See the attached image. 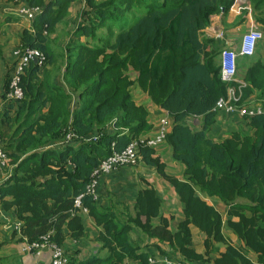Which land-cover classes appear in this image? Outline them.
Segmentation results:
<instances>
[{"label":"trees","instance_id":"1","mask_svg":"<svg viewBox=\"0 0 264 264\" xmlns=\"http://www.w3.org/2000/svg\"><path fill=\"white\" fill-rule=\"evenodd\" d=\"M78 1H22L42 12L23 31L19 47L41 50L47 63L43 67L30 63L22 75L23 100L9 99L20 107L15 111L9 101L10 111L3 114L8 133L0 131L2 145L14 165L0 183V212L15 211L22 240L39 241L52 233L51 241L64 247L68 239L85 235L81 209L75 207L76 199L84 195L82 207L101 228L96 239L108 255L78 260L70 254L69 264H147L151 256L131 238L133 227L167 241L173 255L179 252L180 259L191 264H264V113L243 118L253 135L234 133L221 143L209 135L218 115L217 101L237 83L223 82L218 42L202 35L211 18L226 17L236 0H106L105 7L85 0L89 10L64 48L62 79L49 82L48 66L55 60L49 35ZM133 8L141 11L128 21L125 15ZM253 13L264 30V0L254 4ZM15 64L6 78L4 97ZM245 83L244 103L255 89L264 91L260 61L248 68ZM135 85L173 119L165 142L173 158L184 165L183 178L166 174L165 164L153 156L154 148H142L140 161L156 167L179 197L184 219L174 233L171 219L161 215L163 201L153 188L139 191L133 215L122 221L115 212L100 210L87 194L101 162L153 128L146 108L133 98ZM66 86L78 96L73 107ZM193 117H204L201 130L187 123ZM69 132L76 137L64 143ZM97 134V140L85 141ZM196 188L218 197L228 215L237 217L229 219L228 227L242 248L227 241L222 214L199 198ZM190 225L206 236L204 254L193 247ZM217 245H225V250Z\"/></svg>","mask_w":264,"mask_h":264},{"label":"crops","instance_id":"2","mask_svg":"<svg viewBox=\"0 0 264 264\" xmlns=\"http://www.w3.org/2000/svg\"><path fill=\"white\" fill-rule=\"evenodd\" d=\"M23 0H0V131L6 132V124L2 123L3 114L10 111L9 98L5 92V82L8 74L13 68L15 58L13 56L14 50H16L21 42L22 33L26 29L31 28V22L25 18L18 16L17 11L22 4ZM78 3H75L70 9V20L69 22H74V13L78 7ZM236 5V3H235ZM235 5L232 7L229 14L225 17L223 15H215L211 18V25L203 31L202 39L214 38L221 45L232 46L233 42L230 41V35L235 30L234 26L237 25L234 20L237 18V8ZM86 6V4H85ZM236 12L234 17H232L233 12ZM232 17V18H231ZM77 18V17H76ZM232 21V22H231ZM68 20L65 21V24ZM76 22V21H75ZM250 25L261 26L254 16L249 21ZM257 23V24H256ZM59 23L58 25H60ZM75 25V23H74ZM76 26V25H75ZM74 26V27H75ZM236 27V30H240ZM239 27V26H238ZM73 28V27H72ZM234 29V30H233ZM74 28L69 32H73ZM56 31V30H55ZM217 32L224 34V39H219L215 37ZM58 32L49 35L52 41L58 37ZM234 39L240 42L241 38L239 34H233ZM229 37V38H228ZM48 38V43H49ZM240 38V40H239ZM236 42V41H235ZM236 43V46L239 43ZM64 50V49H63ZM256 63L260 61L264 65V40H262L256 51ZM252 58V57H251ZM65 60V58H64ZM248 60V59H240ZM238 62V65L240 63ZM253 63V64H254ZM251 65H247L242 69V75L247 73V70ZM61 77V75H60ZM133 79L136 78L134 73ZM245 83V80L242 81ZM246 84V83H245ZM68 93L72 94V107L76 104L78 96L72 92V90L67 87ZM132 95L139 106H144L149 113V121L153 128L150 132L144 133L141 136L152 137L154 136L160 125V121L163 118H168L172 125V117L169 113L155 105L149 98V96L141 91L136 85L133 86ZM74 102V103H73ZM249 105H261L264 102V91L263 89H255L251 97L246 101ZM13 110V109H12ZM11 110V112H13ZM12 114V113H11ZM187 123L192 126L196 131H199L203 127L204 117H193L187 120ZM248 120L243 119L238 114H225L219 113L216 116L215 124L212 126L210 131V137L216 142L221 143L231 137L234 133H242L246 135H253V130L248 127ZM1 135V133H0ZM154 157L159 158L161 162L165 164L166 174L171 177H177L182 179L184 176L185 167L181 163L177 162L173 158L172 148L164 142L158 147L154 148ZM13 168V166H12ZM9 175L4 173L3 169H0V183L4 182ZM146 188H153L156 190L157 195L162 199L163 204L161 206V215L165 218L171 219L170 230L171 232H176L180 221L184 219V214L182 211V204L176 194L171 183L167 181L158 172L157 168L154 166H149L144 162L140 161L135 166H126L118 169L117 171L102 176L99 180L98 185V200L97 206L103 211H113L117 214V217L122 220L127 219L129 215H133V204L138 196L139 191ZM196 194L199 198L207 202L210 206H213L217 211H219L224 219L223 234L227 241L235 246L236 248H242V242L233 233V231L228 227V221L230 218L228 215V208L222 203L218 197H209L203 194L198 188L195 189ZM117 202L124 204L128 207L125 209L123 206L117 205ZM80 215L83 219L85 226V235L79 239H68L64 245L68 254H74L76 259L85 260L91 258L95 255L105 257L108 255V251L102 250V244L97 241V236L101 231V228L96 226L94 218L89 214L81 210ZM234 221L237 217L232 218ZM18 220L15 215L14 210L1 211L0 212V264H51L52 252L49 249L44 250L41 255L29 254L23 252V241L20 233H16L12 229L14 222ZM144 221L145 218H142ZM155 225H159V218L155 219ZM192 232L193 247L198 253H205V234L200 231L196 226L190 225ZM131 238L136 241L141 251L146 252L149 256L156 258L163 257H177L180 258V253L176 252L173 255L172 249L167 241H160L158 237H149L144 235L140 228L133 227L130 234ZM198 239V241H197ZM220 251L225 250V245H217ZM19 248V250H17ZM251 260H255L254 255H249ZM128 264H140L138 261H127ZM211 264V263H204Z\"/></svg>","mask_w":264,"mask_h":264},{"label":"built area","instance_id":"3","mask_svg":"<svg viewBox=\"0 0 264 264\" xmlns=\"http://www.w3.org/2000/svg\"><path fill=\"white\" fill-rule=\"evenodd\" d=\"M85 3V0H79ZM42 9L39 7H30L22 4L17 11L18 16H21L33 22L35 18L41 14ZM47 34V32H45ZM216 38L224 39V34L217 32ZM263 33L257 29H253L245 34L239 44L234 48L223 49L219 55V65L221 68V79L223 82L232 83L236 82L237 85H230L228 87L227 95L221 97L215 107L214 111L219 113L234 114L237 113L240 117H252L264 113L261 105H249L242 102L243 89L246 84L239 82L238 75V62L240 59L250 58L256 54L259 43L263 40ZM16 64L10 77V85L7 96L11 100L21 101L24 98V89L21 86L22 75L25 73L26 68L29 67L31 62H34L40 67L45 66L47 63V56L44 52L37 48L31 47H18L13 52ZM168 127L171 128V122L168 118H163L160 121L157 133L152 137L139 136L134 138L131 143L122 151H114L113 154L104 159L100 166L92 173V180L87 187V194L93 196L94 200H98V185L102 176L109 175L120 168L126 166H135L140 160V150L142 148H156L166 141L168 135ZM99 134L90 138H85V141L97 140ZM76 135L69 132L64 140V143H69ZM63 143V142H62ZM60 143V144H62ZM10 158L2 145V137L0 135V169L8 167ZM10 176V175H9ZM84 195L79 196L75 201V207L85 212H89L86 208L82 207V198ZM22 223L16 220L12 225L13 231L21 235ZM52 233L44 235L39 241L30 242L24 239L23 252L29 254L41 255V253L49 249L52 252L51 264H69L70 256L64 247L51 241ZM147 264H191L181 260L180 258L172 257H149Z\"/></svg>","mask_w":264,"mask_h":264},{"label":"rangeland","instance_id":"4","mask_svg":"<svg viewBox=\"0 0 264 264\" xmlns=\"http://www.w3.org/2000/svg\"><path fill=\"white\" fill-rule=\"evenodd\" d=\"M104 1H106V0H96V5L105 7V5H102L104 3ZM257 2H258V0H236L235 7L237 8L236 9L237 10L236 11L237 12V15H236L237 18L234 21L236 23L239 20H241V22L239 24H237V25H235V23H234V25L237 26V28H239L240 30L239 31L236 30V27L234 26L235 30L233 29L234 31L230 35V41L233 42L232 46L229 47V46H226V45H221L220 43L217 44V52H218V54L223 49H226V48L234 49L236 47V43L238 41L235 40L237 38L234 39V35L233 34L237 33V34H239L240 38H242L249 31H251L253 29H257V30L261 31L263 33V36H264V30H263V28L261 26L257 27V25H255V24L254 25L253 24L250 25V23H249L251 18L254 16V13H253L254 4H256ZM77 3L79 5H78V7H77V9H76V11L74 13V17H75L74 22H69V20H70V18H69L70 15H69L68 17H66L63 20V22H61L60 25H57L56 31L58 32L59 35L55 39V41H52L51 38H49V43H48L49 44V48H50V50L53 53L54 58H55L54 63L52 65L48 66V69L50 70V73H51L49 82L53 81V80L55 81L56 79H60V80L62 79V75L63 74H61V72L64 70L63 66L65 64V60H64L65 51L63 49L65 48V46H67L70 43V41L73 38V36H72L73 32H69V31L72 30L73 28L75 29L79 25V23L82 22V20L84 19L85 12L89 10L87 8V5L85 6V3H82L80 1H78ZM140 11H141L140 8H133L132 10H129V12H127V14L125 15V18H127L128 21L132 20L131 18H137ZM236 12L235 11L233 12L232 17H234ZM255 17H256V15H255ZM259 17H262V15H260ZM66 20H68V22L65 24ZM74 23H75L76 26L74 25ZM102 30H103L102 31L103 33H105V32L107 33L108 32V31H106V29H102ZM56 31H55V33H56ZM71 36H72V38H71ZM240 38H239V40H240ZM263 40H264V38H263ZM255 55L252 58L248 59V60H240L239 72H238V75H237V79L239 80V82H242V81L245 80V74H244V76L242 75V69L245 68L248 64L251 65V64H253L256 61V56ZM60 75H61V77H60ZM11 103H12V107H13V109L15 111L17 110V108L20 107V104H17L15 102H11ZM170 130H171V128L168 127V132H170ZM13 165H14V163L12 161H10L8 167L3 169V172L4 173H8L10 175L12 173V170H13V168H12ZM9 175H7V176L9 177ZM197 241H198V239H197ZM17 250H19V248Z\"/></svg>","mask_w":264,"mask_h":264},{"label":"bare ground","instance_id":"5","mask_svg":"<svg viewBox=\"0 0 264 264\" xmlns=\"http://www.w3.org/2000/svg\"><path fill=\"white\" fill-rule=\"evenodd\" d=\"M9 89V88H8Z\"/></svg>","mask_w":264,"mask_h":264}]
</instances>
